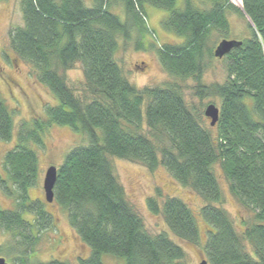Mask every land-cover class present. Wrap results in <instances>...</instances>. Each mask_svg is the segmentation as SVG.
<instances>
[{
    "label": "trees",
    "instance_id": "trees-1",
    "mask_svg": "<svg viewBox=\"0 0 264 264\" xmlns=\"http://www.w3.org/2000/svg\"><path fill=\"white\" fill-rule=\"evenodd\" d=\"M236 1L239 8L231 0H19L23 25L9 31V49L29 65L56 104L20 123L17 144L2 159L6 176L0 177V189L15 209L0 210V226L29 241L28 249L7 256L10 264H35L39 233L53 219L28 194L39 181L37 150L45 149L43 139L52 126L69 128L88 142L65 156L53 188L52 203L90 251L76 264H103L104 255L123 258L124 264H187L183 249L166 234L147 233L114 174L112 158L149 171L162 167L202 199L208 264H264V0ZM146 5L169 12L162 28L182 44L143 42L151 33ZM117 6L124 19L111 12ZM229 13L248 21L249 35L221 59L225 80L205 85L209 62L218 59L214 50L230 35ZM132 41L136 51L155 54L169 81L142 89L127 81L116 53ZM76 67L82 80L72 86L65 73ZM186 80L195 82L198 100L218 102L215 134L187 104ZM12 114L0 97L2 142L12 138ZM215 167L249 214L241 232L219 206L223 198ZM146 206L162 215L174 237L198 243L196 217L180 199L159 205L150 198Z\"/></svg>",
    "mask_w": 264,
    "mask_h": 264
},
{
    "label": "rangeland",
    "instance_id": "rangeland-1",
    "mask_svg": "<svg viewBox=\"0 0 264 264\" xmlns=\"http://www.w3.org/2000/svg\"><path fill=\"white\" fill-rule=\"evenodd\" d=\"M199 2L201 0H198ZM236 3H238L235 0ZM234 2V3H235ZM235 3V4H236ZM90 3L86 5L89 6ZM202 9L205 5L199 4ZM116 6V5H115ZM239 8V6L236 4ZM236 7V8H237ZM117 7L111 12L124 19V14ZM144 11L147 17V26L150 34L144 36V43L179 45L183 39L165 31L161 22L169 16V12L151 6H145ZM229 21V36L227 41H239L248 37V21L234 13L227 14ZM22 15L19 0L0 1V97L5 101L8 108L13 112V134L9 142L0 141V177H5L1 163L6 152L13 149L17 144V133L21 122H30L36 115H43L46 105L56 104L49 96L44 86L39 84L30 67L25 62L17 59L8 46V33L14 28L22 27ZM137 38L135 34L132 37ZM132 39V40H133ZM121 45V44H120ZM134 41L127 46L120 47L116 53L118 65L122 68L127 81L137 89L143 87H156L170 80V77L162 70L154 53L148 50L136 51L133 49ZM67 81L72 86H77L82 75L79 68H73L66 73ZM225 61L213 59L209 62L202 82L205 85L221 83L225 80ZM183 96L187 104L195 110L202 125L210 128L213 134L215 127H210V120L204 117V111L210 104L218 107L216 99L198 100L193 94L195 82L186 80L183 82ZM248 103L251 104V101ZM45 149L38 152L39 181L37 185L29 190L30 199L42 204L46 214H51L49 227L39 233L35 251L37 252L32 260L35 264H44L52 260L66 264H76L78 258L88 257L90 251L83 245L75 232L68 224L66 214L56 204L45 202L43 192V179L49 167L58 168L65 156L75 147L86 146L87 139L79 133L72 132L69 128L52 126L44 137ZM114 174L125 190L126 198L134 211L142 218L145 229L150 235L166 234L175 244L185 252L187 264H199L206 260L204 245L207 240L209 226L201 219L199 211L204 206L202 199L190 189L182 187L162 167L154 171L146 170L139 164L124 160L111 159ZM218 178L222 203L219 205L225 210L233 221L237 232L244 229L243 221H246L249 214L242 210L235 197L230 193L229 186L223 177L220 169L215 167ZM12 189V186L8 184ZM150 198H156L159 205L167 198H178L184 202L196 217L198 228V243L196 245L180 241L172 235L161 214L155 215L149 211L146 202ZM14 200L7 196L0 189V210L14 211ZM24 219L31 220L33 217L24 216ZM36 233V232H35ZM37 235V233H36ZM29 241H22L2 226H0V258H4L7 264L10 260L7 256L17 254L18 251L28 249ZM103 264H124L123 258L102 256Z\"/></svg>",
    "mask_w": 264,
    "mask_h": 264
},
{
    "label": "water",
    "instance_id": "water-1",
    "mask_svg": "<svg viewBox=\"0 0 264 264\" xmlns=\"http://www.w3.org/2000/svg\"><path fill=\"white\" fill-rule=\"evenodd\" d=\"M241 42L237 41H221L214 50V57L222 59L228 55L231 50L239 47ZM204 117L210 120V127H215L219 120V109L215 105L210 104L204 111ZM57 179V170L55 167H49L44 175L43 179V192L45 201L48 204L53 202V188ZM0 264H7L4 258H0ZM199 264H208L206 260H202Z\"/></svg>",
    "mask_w": 264,
    "mask_h": 264
},
{
    "label": "bare ground",
    "instance_id": "bare-ground-1",
    "mask_svg": "<svg viewBox=\"0 0 264 264\" xmlns=\"http://www.w3.org/2000/svg\"><path fill=\"white\" fill-rule=\"evenodd\" d=\"M232 2H235V0H231ZM236 3V2H235ZM237 4V3H236ZM238 5V4H237Z\"/></svg>",
    "mask_w": 264,
    "mask_h": 264
},
{
    "label": "flooded vegetation",
    "instance_id": "flooded-vegetation-1",
    "mask_svg": "<svg viewBox=\"0 0 264 264\" xmlns=\"http://www.w3.org/2000/svg\"><path fill=\"white\" fill-rule=\"evenodd\" d=\"M50 216H52L51 214H49Z\"/></svg>",
    "mask_w": 264,
    "mask_h": 264
}]
</instances>
